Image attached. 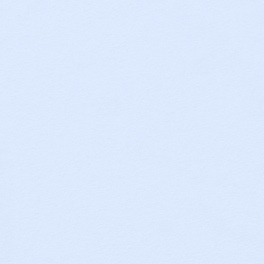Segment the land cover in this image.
Returning <instances> with one entry per match:
<instances>
[{"label": "snow or ice", "instance_id": "snow-or-ice-1", "mask_svg": "<svg viewBox=\"0 0 264 264\" xmlns=\"http://www.w3.org/2000/svg\"><path fill=\"white\" fill-rule=\"evenodd\" d=\"M0 264H264V0H0Z\"/></svg>", "mask_w": 264, "mask_h": 264}]
</instances>
